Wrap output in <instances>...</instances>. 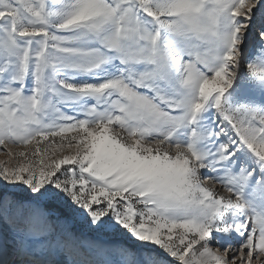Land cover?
<instances>
[{"label": "snow or ice", "instance_id": "1", "mask_svg": "<svg viewBox=\"0 0 264 264\" xmlns=\"http://www.w3.org/2000/svg\"><path fill=\"white\" fill-rule=\"evenodd\" d=\"M0 264H264V0H0Z\"/></svg>", "mask_w": 264, "mask_h": 264}, {"label": "rangeland", "instance_id": "2", "mask_svg": "<svg viewBox=\"0 0 264 264\" xmlns=\"http://www.w3.org/2000/svg\"><path fill=\"white\" fill-rule=\"evenodd\" d=\"M0 151H3V149H0ZM5 159H7L6 156H4V155H0V160H5Z\"/></svg>", "mask_w": 264, "mask_h": 264}]
</instances>
